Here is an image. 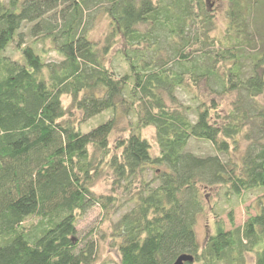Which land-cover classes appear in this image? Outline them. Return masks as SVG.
I'll list each match as a JSON object with an SVG mask.
<instances>
[{
    "label": "trees",
    "instance_id": "16d2710c",
    "mask_svg": "<svg viewBox=\"0 0 264 264\" xmlns=\"http://www.w3.org/2000/svg\"><path fill=\"white\" fill-rule=\"evenodd\" d=\"M224 1L213 36L208 0H0V264H92L97 244L77 224L119 206L93 191L105 173L132 204L110 228L111 264H264L262 202L241 226L231 210L230 229L217 221L202 244L195 233L208 191L264 192V0Z\"/></svg>",
    "mask_w": 264,
    "mask_h": 264
},
{
    "label": "rangeland",
    "instance_id": "374dc122",
    "mask_svg": "<svg viewBox=\"0 0 264 264\" xmlns=\"http://www.w3.org/2000/svg\"><path fill=\"white\" fill-rule=\"evenodd\" d=\"M208 3L210 4L208 7L209 13L215 18V29L211 32V35H219L224 30L225 24L227 22V3L224 0H208ZM97 9L98 8H91L89 11H87V15L96 12ZM107 25L108 21L106 16L100 15V13H98L90 31V38L95 41L102 40L107 30ZM28 28H25L22 31L26 38L25 43H31L33 41V37L29 36L28 34ZM40 47L41 45H36L37 50H39ZM12 56L13 58L17 57V52L12 50ZM47 58H50L51 60L59 59L53 52H49ZM183 100L185 99L181 98V101ZM258 100L261 102L264 100V97L259 98ZM62 103L65 108H69L71 103L70 97L63 96ZM227 103L228 100H224V104ZM73 114H75V116L79 115L76 112ZM107 118V113L96 116L90 120H87L82 127L83 129L87 130L100 120ZM126 123L127 121L125 119H120L117 121V128L113 131L111 140L120 137L121 134L125 135L122 133V128L127 126ZM143 136L152 145L153 150L156 149L154 129L152 127H148L147 129L143 130ZM240 141L242 149L248 141H244L242 138H240ZM190 150L199 155L211 153L210 146L203 142H193L190 146ZM148 176H152V171L148 173ZM111 183V176L106 173L102 174L95 181L93 191L97 195H113L116 196V198L118 197L117 199L120 202V204H118L119 206L116 209L109 208L107 210H102L100 207L94 206L87 211L84 217L77 224V231L80 238L92 236L97 244V255L92 264H111L116 260L117 250L116 246L112 245L110 228L124 212L128 211V209L132 207V204L126 200L128 196L125 194V192L121 191L120 189H115V191H112ZM216 190L217 189L208 191V195L204 199L205 205L203 211L196 217L195 233L200 244H202L207 235L215 233V223L217 221H221L224 224L226 230L230 229L228 215L231 210L234 225L241 226L246 221L248 216L255 215L257 213L260 208L259 204L261 202L264 203V192L262 191L252 192L248 195H243L241 199H232L230 202H226L222 195H219ZM246 264H254V257L252 255L246 256Z\"/></svg>",
    "mask_w": 264,
    "mask_h": 264
},
{
    "label": "water",
    "instance_id": "95a60500",
    "mask_svg": "<svg viewBox=\"0 0 264 264\" xmlns=\"http://www.w3.org/2000/svg\"><path fill=\"white\" fill-rule=\"evenodd\" d=\"M193 262V256L188 254H182L180 255L173 264H184V263H192Z\"/></svg>",
    "mask_w": 264,
    "mask_h": 264
}]
</instances>
